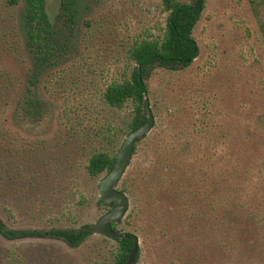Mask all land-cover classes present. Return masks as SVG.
<instances>
[{"label": "rangeland", "instance_id": "374dc122", "mask_svg": "<svg viewBox=\"0 0 264 264\" xmlns=\"http://www.w3.org/2000/svg\"><path fill=\"white\" fill-rule=\"evenodd\" d=\"M20 7L0 0L7 39ZM57 10L58 0H47L51 19ZM78 11L85 40L61 63L50 83L56 92L43 93L50 113L14 128L45 144L23 153L0 140V217L12 228H79L112 207L97 202L105 172L89 176L85 164L91 152L116 153L133 103L114 108L102 93L129 75L133 42L162 36L167 12L161 0H80ZM198 15L197 56L146 79L154 125L117 184L127 185L129 208L115 229L137 237L135 264H264V0H202ZM23 59L18 49H0V71L22 77ZM161 161L171 165V181ZM117 247L93 233L77 247L0 235V264H110Z\"/></svg>", "mask_w": 264, "mask_h": 264}, {"label": "trees", "instance_id": "16d2710c", "mask_svg": "<svg viewBox=\"0 0 264 264\" xmlns=\"http://www.w3.org/2000/svg\"><path fill=\"white\" fill-rule=\"evenodd\" d=\"M161 1L163 10L167 12L162 36L133 42L127 49V57L134 63L129 75L123 74L119 79L111 81L102 93L104 102L114 108L121 109L128 101L133 103L132 116L126 123L128 131L139 127L146 120L142 114L141 104L142 94L148 93L146 79L150 72L156 67L169 70L184 68L197 56L198 51L194 50L196 42L192 31L199 15L193 14V5L180 0ZM7 2L12 7H21L16 16L15 26L12 27V40L7 39L5 33H0V49H18L24 55L23 60L28 63V67L20 78L0 71V140L8 138L13 144L16 143L15 150L24 153L30 151L33 146L42 148L45 139L29 140L14 128L24 127L29 123H39L50 113V108L47 107L48 101L43 93L50 90L56 92L55 85L50 83L52 80L56 81L55 75H59L56 72L64 69L61 63L72 50H76L79 40H85V34L79 28L80 0H58V10L53 19L47 12V0H7ZM81 25L89 28L91 23L81 20ZM79 35L83 37L79 39ZM63 112V110L59 111L57 117H62ZM106 130L108 135H111V139L117 134L113 129ZM145 137L146 135L143 138ZM11 138L16 139V142ZM4 150L12 153L14 148L8 145ZM135 150L136 144L133 154ZM114 161L115 152L94 151L87 157L85 169L89 176L94 177L110 170ZM159 165L162 171L169 173L171 181L173 176L171 165L163 164L162 161ZM183 174L185 184L188 185V174L187 172ZM119 190L122 192L128 190L125 182L121 183ZM97 202L108 206L100 198ZM112 205L113 203L110 204ZM120 221L121 219L111 222L113 229ZM123 233L124 238L115 239L118 247L110 264L126 262L135 235L131 232ZM89 234L88 231H78V228L55 226L48 229L12 228L0 217V235L9 240L29 237L51 238L60 240L70 247H77ZM137 258L138 253L132 264L136 263Z\"/></svg>", "mask_w": 264, "mask_h": 264}, {"label": "water", "instance_id": "95a60500", "mask_svg": "<svg viewBox=\"0 0 264 264\" xmlns=\"http://www.w3.org/2000/svg\"><path fill=\"white\" fill-rule=\"evenodd\" d=\"M202 8V0H195L193 14L198 15ZM194 50H197L195 44ZM142 114L146 120L139 127L130 130L124 137L120 147L115 153V161L112 168L105 172L98 182L100 200L107 205L113 203L112 207L104 212L95 223L82 225L78 231L104 235L113 239L124 238L125 234L113 229L112 221H117L125 216L129 208L127 195L117 188V183L127 170L136 141L147 135L154 125V116L151 111L149 100L145 93L142 94ZM138 250V239L135 236L125 264H132Z\"/></svg>", "mask_w": 264, "mask_h": 264}]
</instances>
